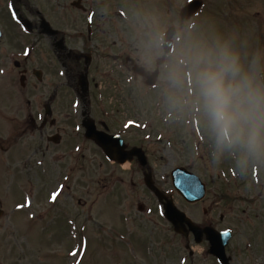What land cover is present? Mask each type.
Instances as JSON below:
<instances>
[{"label":"rangeland","instance_id":"374dc122","mask_svg":"<svg viewBox=\"0 0 264 264\" xmlns=\"http://www.w3.org/2000/svg\"><path fill=\"white\" fill-rule=\"evenodd\" d=\"M72 1L76 0H25L26 5L20 10H38L51 26L60 29L61 11H67ZM189 1L82 0V5L86 11H93L97 23L104 17L115 20L114 32L107 37L111 40L118 39L117 31L126 25L127 32L122 35L137 49L140 41H161L163 32L171 25L179 30L174 39L180 62L172 78L173 102L166 108L159 98L160 91L146 95L139 88L127 96L131 98L133 119L143 121L138 139L145 140L155 185L171 197L178 209L195 224L231 231L232 238L226 248L231 264H264V149L250 150L240 127L225 129L229 133L216 128L203 108L196 83L199 68L214 66L223 53L229 52L238 56L242 75L253 77L262 86L258 75L264 72V0H205V7L195 17L182 22L178 12ZM13 4L18 3L0 0V27L5 33L9 28L2 22L6 18L2 11H9ZM118 11L125 12L127 23L118 22L115 16ZM19 32L18 39L26 43L30 38L28 32L21 27ZM190 93L194 98L192 109H189L193 104ZM109 101L110 98L103 103ZM192 118L199 120L194 129L196 136L190 132ZM199 135L208 137L210 142L200 141ZM83 163L82 187L76 197L85 204L76 209V197L71 200L61 195L57 200L59 208L82 210L77 222L83 221V226L54 217L47 223H13L3 219L0 264H75L77 242L68 240L70 236L66 233L81 228L89 241L81 264H136L126 255L129 254L125 246L127 233H133L134 241L141 246L138 247L141 255L137 254V248V258L132 254L136 262L148 264L150 259L142 245L147 243L148 247L153 243L150 233L172 236V228L163 218L156 199L145 188L142 175L121 174L120 169L109 175L106 172L111 168L98 158H87ZM178 166L186 167L206 184V196L200 203L187 204L173 190L170 172ZM220 168L224 174L219 172ZM0 178L4 182V176ZM75 190L76 187L73 195ZM139 203L145 207L143 212L136 209ZM129 215L133 219L123 218ZM45 225L50 237L41 233ZM176 238L184 263L189 264L188 251L182 250L189 245L193 264H216L206 253L205 241L194 244L191 237L188 243L182 237ZM69 249L75 255L68 254Z\"/></svg>","mask_w":264,"mask_h":264},{"label":"flooded vegetation","instance_id":"af4514ba","mask_svg":"<svg viewBox=\"0 0 264 264\" xmlns=\"http://www.w3.org/2000/svg\"><path fill=\"white\" fill-rule=\"evenodd\" d=\"M71 4L61 11L60 29L53 27L56 35L42 33L40 11L20 10L25 0H18L21 7L14 11L16 22L8 11L2 21L9 30L4 34L5 44L0 40V176L5 178L4 182L0 178V223L3 219L47 223L53 217L78 221L82 210L59 208L57 200L61 195L71 200L77 196L87 158L101 160L111 168L106 172L109 175L118 169L121 174L155 175L145 141L138 139L143 121L133 119L127 96L137 88L160 91L162 106L169 107L172 78L180 62L177 43H172L167 55L161 41L135 42L140 44L137 49L124 37L126 25L117 31L118 39L111 40L107 37L114 32L115 20L103 16L97 23L93 11H80ZM20 16L33 28L26 45L17 42ZM115 16L118 22L127 23L125 12ZM154 71H158L155 84L147 87L142 76ZM92 126L95 131L87 137ZM95 133L118 137L121 143L106 144L108 156L93 139ZM132 149L143 152L138 154L145 156V165L130 154ZM84 204L76 197V209ZM151 235V264H179V240L172 237L164 242L161 232ZM183 250L193 264L189 245Z\"/></svg>","mask_w":264,"mask_h":264},{"label":"clouds","instance_id":"9594fccd","mask_svg":"<svg viewBox=\"0 0 264 264\" xmlns=\"http://www.w3.org/2000/svg\"><path fill=\"white\" fill-rule=\"evenodd\" d=\"M196 83L203 108L216 128L240 127L250 150L264 149V86L242 75L238 56L225 52L214 66L199 68Z\"/></svg>","mask_w":264,"mask_h":264},{"label":"water","instance_id":"95a60500","mask_svg":"<svg viewBox=\"0 0 264 264\" xmlns=\"http://www.w3.org/2000/svg\"><path fill=\"white\" fill-rule=\"evenodd\" d=\"M201 7V1L194 0L188 3L181 10V18H189ZM24 25L28 27L27 21H23ZM44 30L43 32L50 34L48 29L49 26L47 23H42ZM48 28V29H47ZM52 32V31H51ZM55 33V32H53ZM175 31L173 29L169 30L165 36V40L169 41L171 37L174 35ZM154 77L152 78V80ZM261 82L264 84V75H260ZM150 81H148V84ZM89 136V135H88ZM107 152V151H106ZM108 153V152H107ZM139 160L142 162V158L139 157ZM172 185L175 190L187 201L190 203H194L199 201L204 197V185L201 184L199 179L194 175H190L182 169H178L172 172L171 174ZM146 186L151 189L162 201L164 197L159 194V192L153 187L151 179L149 177L145 178ZM163 207L165 210V217L168 219L173 225L174 231L177 233H182L184 235L187 234L185 226H188L189 230L193 232L196 237V242H200L201 237L205 234L206 239L210 243L209 254L213 255L218 259L221 264H228L229 259L225 257V246L227 245L231 235L229 232L224 233H216L211 228L200 229L199 227H195L191 221L180 211H178L171 200H166L163 203Z\"/></svg>","mask_w":264,"mask_h":264}]
</instances>
